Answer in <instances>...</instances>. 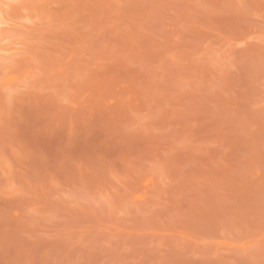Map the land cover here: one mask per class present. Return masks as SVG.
I'll return each mask as SVG.
<instances>
[{
    "label": "rangeland",
    "instance_id": "rangeland-1",
    "mask_svg": "<svg viewBox=\"0 0 264 264\" xmlns=\"http://www.w3.org/2000/svg\"><path fill=\"white\" fill-rule=\"evenodd\" d=\"M233 161L264 264V0H0V264H219L199 183Z\"/></svg>",
    "mask_w": 264,
    "mask_h": 264
},
{
    "label": "crops",
    "instance_id": "crops-1",
    "mask_svg": "<svg viewBox=\"0 0 264 264\" xmlns=\"http://www.w3.org/2000/svg\"><path fill=\"white\" fill-rule=\"evenodd\" d=\"M211 175L200 181L199 226L206 235L207 255L219 264H233V239L254 224V177L244 176L239 165H216Z\"/></svg>",
    "mask_w": 264,
    "mask_h": 264
}]
</instances>
